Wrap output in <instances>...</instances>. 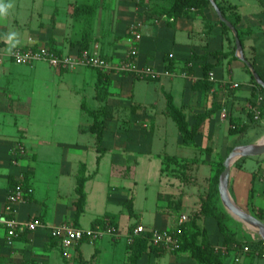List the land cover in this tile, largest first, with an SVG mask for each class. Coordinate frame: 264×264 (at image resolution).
I'll use <instances>...</instances> for the list:
<instances>
[{"label":"crops","instance_id":"1","mask_svg":"<svg viewBox=\"0 0 264 264\" xmlns=\"http://www.w3.org/2000/svg\"><path fill=\"white\" fill-rule=\"evenodd\" d=\"M87 1L91 0H46L42 6L33 4L29 21L32 35L18 47L33 45L30 41L33 40L36 48L47 46L60 54L74 51L73 44L76 42L68 38L76 33L79 19L89 17V31H94L95 35L91 47L97 44L98 52L111 64L128 60L130 50L136 47L135 64L138 69L168 70L173 75L152 78L112 72L111 82L107 85L109 95H102L101 98H106L102 101L97 90L99 78L89 73V67L63 71L45 62H37L33 66L15 64L4 40L8 28L0 24V212L5 211L11 190L18 183L28 180L29 174L31 193L18 206L15 215L6 216L14 217L21 223L39 219L47 227L69 224L82 229L94 228L99 225L98 221H105L106 225L115 226L119 233L118 237L106 236L96 242L83 241L64 249L58 240L52 238L48 229L34 232L21 229L10 246L7 243L8 230L0 225V264H116L115 252L122 243L120 218L126 212L131 223L126 233L125 252L120 260L122 264H131L129 236L137 226L173 231V224L181 216L199 213L201 199L210 190L218 164L225 161L236 147L255 145L264 140V93L257 88L251 70L234 49L236 41L232 30L228 32L220 25L221 20L213 6L193 9L187 16L172 18L161 13L169 2L149 3L152 7L158 5L161 8L157 12V8L151 11L148 6L137 5L138 0H117V8H109L107 0L105 8H79L74 12L78 4L86 5ZM216 2L229 18L240 17L236 29L242 35L244 57L251 64L255 62L264 77V0ZM50 7L54 9L51 21L35 23L33 17L44 18L50 14ZM89 9L91 16L87 12ZM133 25H139L138 32L142 38L138 42L129 33ZM85 31L82 30L81 35ZM206 67L210 68L209 78L204 83ZM237 70L240 71L239 78L236 77ZM211 76L214 80L210 79ZM88 77L93 99L98 103L94 109L87 107L82 95V85ZM76 78L82 82L80 85L73 83L75 89L70 92L82 98V112L85 111L84 105L93 112L105 104L114 108V118L107 121L103 135V153L98 151L96 135L88 131L93 123L82 124L66 116L70 108L65 96L67 89H71L67 88L66 80ZM136 81L147 83L139 103L133 101L135 94L131 90ZM150 83H158L161 87L159 95H164L166 99L160 115L156 111L160 101L151 99L153 86ZM235 84L239 87L236 88ZM168 96L186 115L191 128L200 116L206 117L200 124L194 144L184 143L182 134L168 113ZM136 113L138 117L134 122L127 118ZM140 118L143 127L149 131L164 128L167 119H171L177 128L173 135L176 153H156V156L162 161L167 155L188 161L186 180L173 175L170 190L158 193L154 221L148 225L143 222L144 213L137 209L140 193L136 191L139 181L135 172L140 166V157L151 159L154 155L152 145L155 138L131 132L133 125L137 128L140 124ZM232 118L240 119L248 127L242 137L230 135ZM24 120L27 122L24 123ZM88 134L95 138L96 144V163L92 171L87 163L77 158L78 153L85 150L82 141ZM168 135L165 133V138ZM109 156H112L110 179L109 182H101L102 163ZM23 160H26L25 164L21 162ZM36 160L44 162L48 169L56 162L63 165L59 178L66 188L59 187L54 196L49 192L39 196ZM82 170L87 178L86 201L78 218L76 187ZM114 178H121L125 183L113 184ZM229 188L234 202L260 219L259 214H264V155L237 160L232 165ZM165 196L181 202V213L174 220L165 209L169 204ZM130 202L133 203V215L128 209ZM109 206L118 209L108 210ZM203 223L206 224L207 220L203 219ZM255 235L251 236L254 242L262 239L258 233ZM237 248L234 243L229 245L226 264H264L260 248L256 250L251 246L250 252H245L242 246ZM153 258L163 257L147 253L139 264H150ZM184 259L186 264H197L186 253L175 256L174 263H181Z\"/></svg>","mask_w":264,"mask_h":264},{"label":"rangeland","instance_id":"2","mask_svg":"<svg viewBox=\"0 0 264 264\" xmlns=\"http://www.w3.org/2000/svg\"><path fill=\"white\" fill-rule=\"evenodd\" d=\"M43 1H45L44 3H46V0H13V4L14 7L9 11V14L6 17H0V24L3 26H6L8 28V32L9 31H17L19 28V31H17L19 33V40H20V44L26 43L28 38L32 35V29H31V25L29 23V21H31L30 16L32 15L33 11H32V7L33 4L34 5H38V6H42ZM49 1V0H48ZM106 1L107 0H98L96 2H94V0L91 1H87L85 4L86 5H80L78 4L77 7L74 9L75 10H79L80 9H88L90 8L91 10H93L94 8L97 7H102L105 8L106 6ZM117 0H108L107 1V6H110L109 8H117ZM87 3H94L93 5L87 4ZM105 4V5H104ZM51 8V7H50ZM52 9V8H51ZM87 10V12L90 14H92L91 10ZM148 9L153 11L154 8L148 4ZM73 10V9H72ZM71 10V12H72ZM54 14V9H52L50 11L49 15L44 16V18L42 19H37L36 17H33V20L35 21V23H37L38 21H49L50 17ZM75 14V13H74ZM73 14V15H74ZM75 16V15H74ZM91 16V15H90ZM69 20V19H68ZM86 20V21H85ZM51 21V20H50ZM90 22L91 19H89V17L87 18H81L79 19V22L76 24V33L74 34V36H71L70 40H72L73 42H76L73 44V47L76 48V50L74 51H70L66 54V56H76L78 54H81L83 51L85 50H89L91 53H93L94 55L98 54L99 52V48L98 46H96L97 44H94L93 47H91V45L95 42L94 40V31H89L90 30ZM85 26V27H84ZM93 29V27H92ZM82 30H86L84 32V34L81 35ZM131 28L129 30L130 35L131 34ZM83 36V38H82ZM78 38V39H77ZM136 49V47H133L130 50V54ZM101 57L105 58L104 56H102L100 53L98 54ZM106 59V58H105ZM109 61V60H108ZM46 64V63H45ZM91 68V67H89ZM63 71H71V70H66V69H60ZM238 73H236V77L239 78V76H237L240 71L237 70ZM89 73L91 75H93L94 78H97L98 73L96 71L95 68H91V70L89 71ZM90 77H88L85 81L84 84L82 85L83 89H82V96L84 98V103L87 105V107H90L92 109H94L96 106H98V103L93 99V94H92V85L89 83L90 82ZM82 81L79 79H74V80H66L67 83V88H71V89H67V94L65 96V99L67 100V105L70 108V111H68V113L66 114V116L68 117V119H70L71 121H79V123L82 124H86L89 125L91 123H93V118L86 113L85 111L82 112L80 109V104L82 103V98L80 96H76L75 93L71 94L70 91L75 89V86L73 87V83L80 85ZM147 83L144 81H136L133 86L131 85V90H134V98L133 101L134 102H138L140 101V98L143 97V89H144V85H146ZM149 84V83H148ZM150 85H152L153 87L151 88L150 92H151V99H156L159 102V106L157 107V113L158 115H160L161 113V109H163L164 105H165V97L164 95H162L160 97L159 92L161 87L159 86L158 83H150ZM156 88V89H154ZM120 91V90H118ZM121 92V91H120ZM149 97V98H150ZM153 97V98H152ZM153 103V102H151ZM136 116L138 117V113H136V115H128L127 118H129V120L131 121H135L136 120ZM142 118H140L139 122L140 124H138V127L136 128V126L133 125V128L131 130V132H137V135L141 134V135H145L147 138H151L152 136L155 138L154 142H153V151H154V155L151 156V159L149 158H145V156L140 157V166L137 168L135 174H136V179L139 181V184L137 185L136 191L137 193L139 192V198H138V204H137V209L138 211H141L144 213V224L148 225V224H152L154 221V217H155V209L156 206L158 204V200H157V195L159 192H166L169 191V187L171 184H173V178H174V174L170 173V172H163V161L160 160L156 155V153H169V154H174L176 153V146H174L173 142V135L177 132V128L174 124V122L171 119H167V126L164 125V128L162 129H154V131H149L146 130V128L143 127V121L141 120ZM27 121L24 120V123H26ZM137 122V121H136ZM23 123V120H22ZM165 133H168V137L165 138ZM172 135V137H171ZM88 137H86L85 139H83L82 141V145L85 147L84 151H81L80 154L78 153L79 156H77L78 159H81L83 162L87 163L88 167L90 168V170H94L95 169V148H96V144H95V138L92 135H87ZM162 138L165 140H162ZM149 141V140H148ZM167 144V145H166ZM94 148V149H93ZM31 156V155H30ZM30 161V160H28ZM111 161H112V156L107 157V159L102 163V167H101V174H100V180L101 182H109L110 179V173H111ZM23 164L26 163V160L21 161ZM31 162V161H30ZM35 165H37L38 167V182H37V187H38V194L39 196H44L46 194V192H49L50 195L54 196L56 193V190L60 188H66V185L60 181L59 178V174H60V170L63 169V165H59V163H54L52 164L51 169H48V167L45 165L44 162H42L41 160H36ZM52 170L53 173H49L52 172L50 171ZM49 171V172H47ZM162 176V177H161ZM113 184H124L125 181L121 178H114L112 180ZM167 188V189H166ZM176 197V196H175ZM175 202V201H174ZM177 202V201H176ZM175 202V203H176ZM168 206V205H167ZM218 208L220 211L228 214L231 217V220L227 223V226L229 227L230 231L232 232V234L234 235L235 238H237L238 240L241 241H247V242H251L254 241L251 236H256L255 234H257V232H255L254 230H252L250 227L246 226L245 224L239 222L238 220L232 218V216L227 212L225 206L223 205L221 198L220 201L218 203ZM114 209H118L115 206H109L108 210H114ZM166 211L168 213L171 214V216L173 215V219L174 220L176 217H178V215L181 213V211L178 214H174L172 212H170V208H165ZM173 209V206H172ZM199 212L201 211V206L198 209ZM176 213V212H175ZM124 217L120 218V224H121V234H122V243H120V248L119 250H117L116 256H117V262L116 264H122L121 263V258L124 255L125 252V246H126V241H127V229L130 222L129 216L127 214V212L124 214ZM182 217V216H181ZM193 218V216H190V220ZM204 220H207V223H203V228L206 230L207 232V236L208 239L210 241V243L212 244V246L217 250V251H221L222 254H227V252L229 251V244H227L226 242V236L224 235V233H222V231L219 228V224L216 218L214 217H209L206 218ZM180 223V222H179ZM178 226V223L175 221V223L173 224L172 228L175 229ZM132 230V228L130 229ZM180 230L181 229H177ZM249 236V237H247ZM256 238V237H255ZM234 243V242H231ZM230 243V244H231ZM235 244V243H234ZM157 250L153 251L152 253L157 255V256H162L163 258H153L150 264H186V260L184 259L181 263H174V257L181 255L177 252H173L172 253H167L166 250H164L163 248H159L156 247ZM190 257V256H189Z\"/></svg>","mask_w":264,"mask_h":264},{"label":"trees","instance_id":"3","mask_svg":"<svg viewBox=\"0 0 264 264\" xmlns=\"http://www.w3.org/2000/svg\"><path fill=\"white\" fill-rule=\"evenodd\" d=\"M153 1H164L169 2V6L166 8L161 9L158 5L156 8L158 11L161 9V13L168 15L172 18H178L189 15V13L193 9H205L212 7V4L210 0H138L137 5L139 6H148L149 3ZM216 1V0H215ZM217 3V2H216ZM223 12L224 16L228 21H230L235 27L240 22V17L235 15L234 19L229 18L226 15V12L223 7L218 5ZM154 10L156 9L153 7ZM220 25L228 32H230V28L223 22L219 21ZM239 37L242 42V35L239 34ZM234 49L236 50V45L234 46ZM254 68L256 69L257 73L260 75V77L264 81L263 75L260 73L259 69L257 68L255 62L252 63ZM209 67L205 68V80L204 83H206L207 79L209 78ZM98 73V83H97V90H98V97L100 100L105 101L104 98H101L102 95L108 96V88L107 85L110 84L111 80V74L112 72H103L101 70L96 69ZM255 85L257 88L264 93V88H262L255 80L254 76L250 72ZM167 110L173 121L176 123L180 133L182 134L183 140L185 144H194L195 143V137L199 133L200 124L202 121L206 118L205 116H200L198 118V121L196 125L191 128L186 115L181 111L179 108L176 107L174 100L171 96L167 97ZM84 110L90 114L93 117V124L90 128H88V131L92 132L96 135L97 138V145H98V151L100 153H103L105 149L102 146L103 142V135L106 129V123L107 121H110L114 118V108L110 105L105 104L102 106L98 111H91L84 105ZM247 126L243 125L238 118H232L231 119V128H230V135H237L239 137H242L246 130ZM224 160H222L215 170V175L212 178V182L210 185V190L205 198L201 199V211L193 216V218L186 223L180 224V220H177L178 226L173 229H181V235L179 236L180 239V249L176 251L179 254H188L192 259H194L197 264H226L225 263V257L227 254H222L221 251H217L212 244L210 243L207 232L203 228V219L214 217L217 219L219 228L226 236V242L230 245L231 242H234L237 247H241L244 249L246 246L249 247H256V250L258 248L261 254H264V240L260 239L258 242H247V241H241L234 237L232 232L230 231L229 227L227 226V223L231 220V217L220 211L218 208V203L220 201V193H219V181L220 176L222 172L224 171ZM163 172H170L176 176H178L182 180H186V168L188 165V161L178 159L175 156H165L163 158ZM83 171V170H82ZM29 174L27 176L28 180L25 179L22 183L26 190H32L31 186L29 184ZM87 181V178L83 173H81V176L78 178L77 187H76V194L78 195V201H77V208L78 213L77 217L79 218L80 215L83 212L85 201H86V193H85V183ZM164 197V196H163ZM165 198L168 200V206L167 208H170V212L174 214H178L181 211V202H176L175 200H172L171 196H165ZM176 203H175V202ZM173 206V209H172ZM128 209L130 210V213L133 215V203L130 202L128 205ZM176 212V213H175ZM260 219H264V214H259ZM97 224H99L102 227L106 226L105 221H98ZM171 229V230H172ZM152 233L147 232L143 234L141 237L135 238L134 242H129V249L131 251L130 256V263L131 264H139V261L143 257V255L147 253H152L153 251L157 250V246H155L151 242ZM237 248V249H238Z\"/></svg>","mask_w":264,"mask_h":264},{"label":"built area","instance_id":"4","mask_svg":"<svg viewBox=\"0 0 264 264\" xmlns=\"http://www.w3.org/2000/svg\"><path fill=\"white\" fill-rule=\"evenodd\" d=\"M139 25H133L131 27V34L135 41H140L142 36L138 32ZM33 45L28 47H17L13 49V54H10V58L17 65L33 66L37 62H45L50 66L57 69L73 70L79 67H91L103 72H117V73H133L135 75H145L152 78H158L162 76H172L173 73L166 70L164 72H157L152 68L138 69L135 64V56L137 50L135 49L130 55L128 60L121 64L113 65L107 59L100 55H94L89 50L83 51L81 54L76 56H66L58 53L54 49L42 46L35 47L33 40H30ZM211 80L214 77L211 76ZM236 88L239 84L234 85ZM32 190H26L23 183H18L9 193L7 199V206L3 213L0 212V225L4 226L8 230V245L12 246L17 236V233L21 229H27L30 232L37 231L39 229H48L52 238L59 241V244L64 249L74 247L77 243L83 241L96 242L103 239L106 236L118 237V229L112 224H107L105 227L100 225L90 228L82 229L74 225L62 224L55 227H47L41 220L34 219L28 223H21L14 217H8L6 215L13 216L17 213L18 206L25 202L26 197L31 193ZM190 221V216L183 215L180 219V224ZM151 232V242L169 252H176L180 249V230L169 231V230H148L146 227L140 225L137 226L129 236V242H134L135 238L143 236V234ZM245 252L249 251L246 246Z\"/></svg>","mask_w":264,"mask_h":264},{"label":"water","instance_id":"5","mask_svg":"<svg viewBox=\"0 0 264 264\" xmlns=\"http://www.w3.org/2000/svg\"><path fill=\"white\" fill-rule=\"evenodd\" d=\"M212 6L214 7L216 13L218 14L220 20L225 23L233 32L235 36L237 51L239 54V58L245 62L248 68L251 70L256 82L264 88V81L257 73L254 66L244 57V49L242 46L241 39L239 37L238 30L236 27L226 19L223 12L221 11L220 7L216 3L215 0H210ZM264 155V140L255 145H247V146H238L236 147L227 157L224 162V171L220 176L219 181V193L220 198L225 206L227 212L239 222L245 224L246 226L250 227L252 230L257 232L261 238L264 240V222L259 218L245 212L242 210L233 200L230 194V177H231V169L232 165L239 160L240 158H247V157H258Z\"/></svg>","mask_w":264,"mask_h":264},{"label":"clouds","instance_id":"6","mask_svg":"<svg viewBox=\"0 0 264 264\" xmlns=\"http://www.w3.org/2000/svg\"><path fill=\"white\" fill-rule=\"evenodd\" d=\"M14 7L13 0H0V17H6L9 11ZM19 33L17 31H9L4 35L7 44L8 54H13V49L20 45Z\"/></svg>","mask_w":264,"mask_h":264}]
</instances>
